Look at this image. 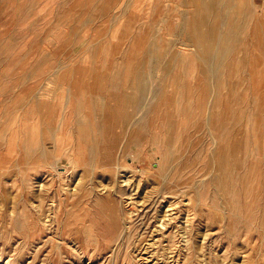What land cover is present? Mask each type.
<instances>
[{
	"label": "rangeland",
	"instance_id": "1",
	"mask_svg": "<svg viewBox=\"0 0 264 264\" xmlns=\"http://www.w3.org/2000/svg\"><path fill=\"white\" fill-rule=\"evenodd\" d=\"M0 264H264V0H0Z\"/></svg>",
	"mask_w": 264,
	"mask_h": 264
},
{
	"label": "bare ground",
	"instance_id": "2",
	"mask_svg": "<svg viewBox=\"0 0 264 264\" xmlns=\"http://www.w3.org/2000/svg\"><path fill=\"white\" fill-rule=\"evenodd\" d=\"M165 167V166H164ZM129 202V201H128ZM131 231V230H130Z\"/></svg>",
	"mask_w": 264,
	"mask_h": 264
}]
</instances>
